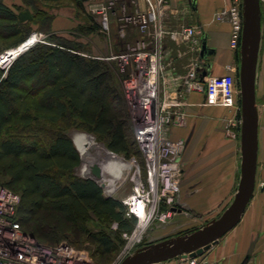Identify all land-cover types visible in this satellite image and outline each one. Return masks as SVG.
Listing matches in <instances>:
<instances>
[{
  "label": "trees",
  "instance_id": "obj_1",
  "mask_svg": "<svg viewBox=\"0 0 264 264\" xmlns=\"http://www.w3.org/2000/svg\"><path fill=\"white\" fill-rule=\"evenodd\" d=\"M26 1L44 7L80 2ZM40 14L45 15L29 8L15 11L0 0V57L22 45L34 25H45V19L38 21ZM236 57L239 61V50ZM108 65L59 43H37L16 58L8 70L0 67V185L20 193L17 218L26 231L41 239L55 243L62 236L75 244L67 236L91 214L115 222L121 234L130 233L137 222L128 219L125 206L106 198L95 182L64 178L81 166L80 154L64 133V126L76 125L112 153L131 158L124 100ZM238 117L241 120V114ZM40 133L52 138L50 146L38 139ZM27 134L33 139L28 145L22 140L29 138ZM89 235L107 255H114L116 243L112 237Z\"/></svg>",
  "mask_w": 264,
  "mask_h": 264
},
{
  "label": "crops",
  "instance_id": "obj_2",
  "mask_svg": "<svg viewBox=\"0 0 264 264\" xmlns=\"http://www.w3.org/2000/svg\"><path fill=\"white\" fill-rule=\"evenodd\" d=\"M235 1L167 0L164 7L156 3L158 26L165 31L159 39L154 38L152 25L146 32L137 27H127L120 33L117 15H122L121 7L111 16L112 27L115 26L119 31L117 36L122 40L126 50L138 40L145 42L148 49L159 47L161 94L176 97L184 92V81L192 69H195L198 77L204 80L228 74L238 77L240 60L237 61V50L231 47L232 25L228 18L220 17L221 12ZM126 7L130 14L137 11L148 12V4L144 0L139 1L137 5L127 3ZM261 10L262 41L256 78L259 113L256 185L257 182L264 185V0H261ZM183 27H193L197 30L200 44L196 49H193L182 36ZM183 100L187 105L182 110L189 115L187 126L181 129L172 128L170 138L183 139L190 146L183 157L186 174H201L204 178L203 188L207 192L233 191L236 177L241 171V145L235 136L225 132L224 127L228 115L232 114L235 108L211 107L206 104L208 98L205 94L183 93ZM199 140L204 141L200 154L195 147ZM187 185L183 189L185 194L179 202L180 210L175 213L170 223L160 228L157 232L160 239L155 242L199 229L195 228L197 225L195 215L203 216L220 206V201L214 195L205 199H188L185 190L188 188ZM260 191L263 197L251 200L240 223L210 250L195 258L193 260L195 264H243L247 257L249 258L246 264H264V188ZM189 227L192 229L186 231ZM161 264L191 262L176 258Z\"/></svg>",
  "mask_w": 264,
  "mask_h": 264
},
{
  "label": "built area",
  "instance_id": "obj_3",
  "mask_svg": "<svg viewBox=\"0 0 264 264\" xmlns=\"http://www.w3.org/2000/svg\"><path fill=\"white\" fill-rule=\"evenodd\" d=\"M139 1L141 0H109L108 4L94 7L93 12L98 14L102 28L108 31L109 10L114 13V6L117 3L137 5ZM144 1L148 4L147 13L137 11L130 14L126 6H121L122 15L119 17L121 33L127 27H137L146 32L152 25L154 38L159 39L165 31L158 26L156 3L164 7L167 0ZM241 2L242 0H236L220 15L221 18H228L232 25L231 47L234 50L240 49L243 32ZM181 34L193 49L199 46L195 28L183 27ZM114 60L121 65V75L126 80L129 100L138 113L133 141L137 152L143 158V167L137 166L133 161L134 173L137 172L140 179L139 196L133 204L127 201L130 196L122 203L128 208L127 216L138 220V226L143 219L142 213L151 210L154 213L151 222L155 219L166 222L178 210L174 207L177 206L174 197L180 191L183 175L180 157L184 150V142L170 138L172 128L181 129L186 125V114L182 108L187 104L183 100V93L205 94L208 105L232 109L238 105L237 79L233 74H228L204 80L198 77L195 69H192L184 81V92L176 97L164 96L161 94L159 47L148 49L145 42L139 41L138 44L113 57L112 61ZM8 66L9 63H6L5 67ZM109 153L116 155L111 151ZM136 186L134 191L137 190ZM103 188L109 196L116 194L109 192L106 187ZM20 202L21 195L17 190L0 185V264H97L86 252L79 250L68 240L54 243L26 231L17 218ZM136 202L138 207L135 210ZM167 206L169 210L164 212ZM118 262L119 259L114 264H119ZM191 264H195L194 261Z\"/></svg>",
  "mask_w": 264,
  "mask_h": 264
},
{
  "label": "rangeland",
  "instance_id": "obj_4",
  "mask_svg": "<svg viewBox=\"0 0 264 264\" xmlns=\"http://www.w3.org/2000/svg\"><path fill=\"white\" fill-rule=\"evenodd\" d=\"M4 1L8 6L13 8L15 11H17L20 8H23V9L29 8L33 13H36V11H40L45 14L43 16L40 14L38 18V21H43L45 19L46 21L45 25L42 26V28H39V26L34 25L32 30L29 33L28 38L26 39L27 42L30 40H34V41H37V43H46L50 45H55L59 43V44L64 45L65 48L71 49V51L74 53H79L80 55L88 57V58L100 59L110 64L108 66L114 78V85L119 90L124 100L123 112L125 115L127 137L133 149L131 158L127 159V161H135L137 166L143 167V158L136 151L137 148L135 147V143L133 141L134 131L136 129V124H137L136 119H137L138 113H137V110L131 104V101L129 100V97H128L129 95L127 93V88H126V80L125 78H123L124 76L121 75V68H120L121 65L116 60L112 61L113 57L120 55L123 52L122 50L126 51V48L122 44V40L119 38V36H117L119 34V31L116 30L115 26L112 27L111 16L113 12L109 10L110 26H109L108 31L102 28L98 14H96V12H93L94 7L99 6L101 4H108L109 0H80L81 5H78L80 4V2L77 3L73 1L72 2L67 1L59 6H52V7H44L42 5H39L41 6L39 7L38 5H33L31 3H28L26 0L25 1L24 0H4ZM32 1H34L35 3L37 2V4H40L38 3L37 0L36 1L32 0ZM121 6H126V5L124 4L122 5V3L120 4L117 3L114 6L115 8L114 10L116 9L118 10V8H120ZM117 17H118L117 22L120 25V22H119L120 15L118 14ZM95 26H97L98 28L96 29ZM138 42L139 40L136 41L135 44L131 46L138 44ZM24 43H23V46L25 45ZM37 43H35L34 45H36ZM8 61L9 60L5 59V57L0 59V67L7 70V67H5V64L6 63L10 64V62ZM236 79H237V86L239 88L237 99H236V104L238 105L237 107H235L234 112L232 111L233 113L228 115L227 122H225L224 129L228 135L235 136L236 139L240 141V136H241L240 121L241 120L239 119L238 115L241 114V105H239L241 98H240L239 77H237ZM206 104H209L208 100L206 101ZM185 116H186L185 126H187V120H188L189 115L186 114ZM63 125H67V123H64ZM64 127H65L64 133L69 138H71L72 142H73L72 136L75 133V131L84 132V130H81L76 125L75 126L73 125L71 127H67V126H64ZM47 135L48 134L40 133L38 134V139L45 145L47 144V146H50L52 143V138L46 137ZM206 136L208 135L206 134ZM22 140L26 143V145H28L29 141L32 142L33 139L30 138L29 136L27 140H25V137ZM179 140L184 142V150L180 157L181 165L183 168V175L180 181V191L174 197L175 201L177 202V206H174L176 207L175 209L180 210L179 202H180V199H182L183 195L185 194L183 192V189L187 185L188 182H189V184L187 185L188 188H185L188 199L190 200H196L197 198L205 199L207 197H212L214 195L218 199V201H220V206L213 212L211 213L209 212L203 216L195 215V219L197 223L195 228H201V227L206 226L210 222L216 220L217 218H219L224 213V211L231 205V203L234 200V196L237 192L238 184L240 181V173L236 177V184H235V188L233 189V191L216 192V193L207 192V190L206 189L204 190L203 188L204 178L202 177L201 174H196V175L186 174L187 169H185L183 157L186 154V152L189 151L190 146L183 139H179ZM97 142L101 145H104L105 147V144L103 142H100V141H97ZM203 142L204 141L199 140L197 141V145L195 146L196 151H198L199 154L202 151ZM81 166H82V157H81ZM80 168L74 171L73 173H71L70 175L71 177L66 175V177L64 178H72V179H78V180H91L95 182L97 185H99L95 180L83 178L80 173ZM134 169L133 171H131V174L126 179V182L120 187V189L114 195L109 196L106 190L102 186L99 185L100 188L102 189L103 195L106 198L114 199V200L120 201L121 203L123 200L127 199L135 189V182L131 181V178H133L132 176L134 173ZM257 183L258 184L255 187L252 200L263 197V193L260 190L264 188L263 187L264 185H262V183L260 184L259 182ZM193 185L195 186L192 187ZM125 208H126L125 215L129 219V217L127 216L128 208L127 207ZM167 210H169L168 206L166 207V211L164 212H167ZM172 218L173 216L163 223L160 222L159 219H155V221H152L150 223L148 228L147 226L145 227L146 231H145L142 241L139 243L135 242L134 245L130 243V246H129V240L132 238L133 235H135V232L138 226V220H136L137 222L133 226V229L130 233L121 234L117 231L118 225L115 222L109 221L108 219L105 220V219L97 217L96 215L94 216V214H91V216H89V219L80 220V222H78L76 226L77 227L76 230H74V234L73 233L69 234L66 239H69V240L71 239L72 241H74L75 244L74 243L73 244L77 246L79 250L86 252V254L89 257H91L97 264H114L117 259H119L118 263L120 264L125 258L131 255H134L138 251V249H140L141 247H144L148 244H152L156 240H159L160 236L157 234V232L160 230V228L165 226V224L170 223ZM69 225H70V222H69ZM190 229H192V227L187 228L186 231H189ZM87 231L89 232V234L90 233L98 234V236H102V237L103 236L105 237V235H107L108 238L112 237V239L116 243L114 255H110V256L107 255L104 252V250L99 246V244L96 242L95 238H92L88 234ZM182 234H185V233L182 232ZM125 235L127 236L125 237ZM170 238H173V237H170ZM61 239L63 240L62 236H61ZM183 260L190 261L192 263L194 259H183Z\"/></svg>",
  "mask_w": 264,
  "mask_h": 264
},
{
  "label": "water",
  "instance_id": "obj_5",
  "mask_svg": "<svg viewBox=\"0 0 264 264\" xmlns=\"http://www.w3.org/2000/svg\"><path fill=\"white\" fill-rule=\"evenodd\" d=\"M242 14L243 32L239 49L238 76L241 98V171L234 200L219 218L206 226L141 247L134 255L125 258L120 264H161L176 258L195 259L210 250L240 223L253 198L259 148L256 78L262 41L261 0H242ZM35 43L37 41L27 48H24L22 44L21 47L6 51L0 59L5 57L11 64ZM94 173L97 176L100 174L98 167L94 168ZM248 258L243 264L247 263Z\"/></svg>",
  "mask_w": 264,
  "mask_h": 264
},
{
  "label": "bare ground",
  "instance_id": "obj_6",
  "mask_svg": "<svg viewBox=\"0 0 264 264\" xmlns=\"http://www.w3.org/2000/svg\"><path fill=\"white\" fill-rule=\"evenodd\" d=\"M34 42V40L28 41L25 43L24 48L29 47ZM72 139L82 157V166L80 168L81 176L85 179H94L102 184L103 187H106L109 192L116 193V191L126 182L131 171H133L135 166L133 161H127L123 156L111 155L109 150L104 147V145L99 144L92 134L75 131ZM95 167H98L100 170L98 176L94 173ZM132 177L131 181L136 183L137 190H135L134 193H131L129 199H127L130 204H133V201H136L141 188L138 173H133ZM137 207L138 202L135 204V210ZM175 213H173L172 216H174ZM152 214L154 215L152 210L142 213L141 217L143 219L141 225L137 227L135 235L129 240V246L130 243L134 245L135 242L139 243L142 241L146 231L145 227L147 226L148 228L150 225Z\"/></svg>",
  "mask_w": 264,
  "mask_h": 264
}]
</instances>
